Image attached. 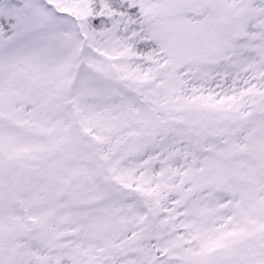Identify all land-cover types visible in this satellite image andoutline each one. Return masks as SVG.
Returning a JSON list of instances; mask_svg holds the SVG:
<instances>
[{"label":"snow or ice","instance_id":"1","mask_svg":"<svg viewBox=\"0 0 264 264\" xmlns=\"http://www.w3.org/2000/svg\"><path fill=\"white\" fill-rule=\"evenodd\" d=\"M0 264H264V0H0Z\"/></svg>","mask_w":264,"mask_h":264}]
</instances>
